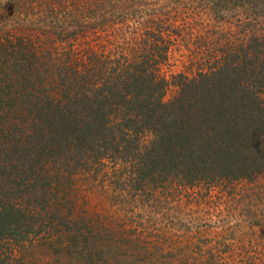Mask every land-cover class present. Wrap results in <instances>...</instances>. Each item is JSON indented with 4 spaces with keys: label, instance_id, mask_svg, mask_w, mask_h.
<instances>
[{
    "label": "trees",
    "instance_id": "16d2710c",
    "mask_svg": "<svg viewBox=\"0 0 264 264\" xmlns=\"http://www.w3.org/2000/svg\"><path fill=\"white\" fill-rule=\"evenodd\" d=\"M226 45L211 69L172 75L175 91L164 100L169 82L155 69L162 47L142 59L66 57L58 67L51 62V75L49 56L8 44L10 65L0 70L9 81L8 97H0V245L50 226L68 229L67 188L79 174L95 177L106 158L126 163L137 183L264 174V35Z\"/></svg>",
    "mask_w": 264,
    "mask_h": 264
},
{
    "label": "rangeland",
    "instance_id": "374dc122",
    "mask_svg": "<svg viewBox=\"0 0 264 264\" xmlns=\"http://www.w3.org/2000/svg\"><path fill=\"white\" fill-rule=\"evenodd\" d=\"M252 34L264 35V0H0V70L10 65L8 44L49 56L51 75V62L58 67L66 57L142 59L162 47L155 69L169 82L166 100L172 75L211 69L226 43ZM5 75L0 97H8ZM93 173L67 188L68 229L1 242L0 264H264V174L137 183L126 163L111 158Z\"/></svg>",
    "mask_w": 264,
    "mask_h": 264
}]
</instances>
